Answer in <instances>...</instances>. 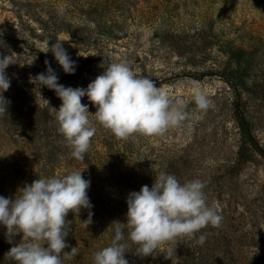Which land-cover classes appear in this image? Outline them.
Instances as JSON below:
<instances>
[{
	"label": "rangeland",
	"instance_id": "obj_1",
	"mask_svg": "<svg viewBox=\"0 0 264 264\" xmlns=\"http://www.w3.org/2000/svg\"><path fill=\"white\" fill-rule=\"evenodd\" d=\"M56 39L77 62L74 75L65 74L48 51ZM0 53L13 56L4 96L14 107L7 117L0 114V195L14 199L25 184L47 175L49 165L61 176L65 156L73 158L48 155L67 142L55 120L62 101L34 80L46 72L41 54L69 78L58 82L73 88H87L104 71L101 63L128 59L136 74L151 77L170 98H185L190 118L160 136L116 138L119 151L111 157L125 152L128 170L138 175L170 171L181 182L201 179L208 205L223 217L219 228L202 230L203 245L177 238L133 264H172L165 259L172 249L175 264H197L192 258L199 254L216 264H264V157L249 147L248 158L237 161L245 139L236 107L239 94L241 111L264 148V0H0ZM193 85L213 101L206 113L192 102ZM81 103L95 114L87 97ZM90 120L95 139L111 134ZM99 159L84 160L96 165ZM168 161L174 166L160 169ZM13 165L25 173L15 176ZM16 237L21 241L22 234ZM95 252L88 248L82 256L94 263Z\"/></svg>",
	"mask_w": 264,
	"mask_h": 264
},
{
	"label": "clouds",
	"instance_id": "obj_2",
	"mask_svg": "<svg viewBox=\"0 0 264 264\" xmlns=\"http://www.w3.org/2000/svg\"><path fill=\"white\" fill-rule=\"evenodd\" d=\"M63 42L56 39L51 47L48 45V51L65 74L74 75L78 65ZM12 64L11 54L0 53V114L8 113L10 105L4 93L11 86L6 70ZM131 64L128 59L109 62L107 66L101 63L99 67L104 71L87 88L60 84L47 60L46 72L34 78L41 87L54 90L62 101L59 110L53 108L55 120L74 159H85L96 134L90 116L122 140L136 134L160 136L169 129L184 126L189 120L185 98L173 100L151 77L136 74ZM84 97L96 107L95 114L81 103ZM191 99L202 114L213 105L211 98L195 85ZM82 173L73 170L60 177L36 179L19 189L14 199L0 195V225L7 229L8 242L13 243L14 238L22 234L21 241L11 247L6 258L16 264H64L77 255V247L65 251L69 247L66 238L71 231V222L66 221V217L69 212L77 214L86 209L88 219L84 223L89 225L94 215L88 196L91 181ZM205 188L201 179L181 182L174 174L160 171L151 188L144 185L139 191L128 194L126 223L119 220L111 223V243L95 252L94 264H129L125 253L130 244L136 245L135 253L141 257L152 256L166 243L181 237L196 239L203 245L207 235L202 230L209 226L219 228L223 220L215 206L208 205ZM174 250L165 252V259L172 264H175Z\"/></svg>",
	"mask_w": 264,
	"mask_h": 264
},
{
	"label": "trees",
	"instance_id": "obj_3",
	"mask_svg": "<svg viewBox=\"0 0 264 264\" xmlns=\"http://www.w3.org/2000/svg\"><path fill=\"white\" fill-rule=\"evenodd\" d=\"M46 60L50 62L51 67L57 73L58 77L69 79L68 76L61 74L56 69V67L48 59V57L41 54V61L45 69ZM236 107L237 118L240 124L241 132L245 139L244 144L238 151L237 161L240 162L248 158L249 147H252L255 152L264 157V148H262L257 143L252 133L251 126L246 120L243 112L241 111L239 94H237ZM13 108L14 107L12 103H10L8 112H13ZM44 110L46 111L44 114L48 116L47 109ZM9 114L10 113H5V116L7 117ZM36 124H38L39 126V120H37ZM42 125H44L42 130L43 134L47 135V131L45 130V123L41 124L40 126ZM25 138L28 141H30L31 139V137L28 136H26ZM57 140L59 141V139ZM115 140L116 138L112 134H109V132L102 135V138L99 140L95 139L94 137L92 138L91 145L88 153L86 154V157L91 159H98V156H100V159L96 161L98 162L96 165H94L95 161H78L74 160L73 158L68 159L67 156H65L67 158L66 161H63L67 171L61 176L73 170H79L83 172L82 175L86 180L91 181V186L88 190V196L93 205V208L91 209V211L94 213V215L92 216V223L89 225L84 223V221H87L88 219V210L86 209H82L77 214L69 212L68 216L66 217V221L71 222V231L66 238V243H68L69 247L66 248L65 251L70 252L71 248L77 247L78 251L77 255L75 256V260L81 258L85 261V264L94 263L89 262L87 256L85 255L83 258L82 252L85 253L86 249L88 248H93V251H99L108 246L111 243V239L113 236V231L110 227L111 223L114 220H119L122 223H126V199L128 194L132 191H139L144 185H148L151 188L155 181V175L149 177L140 174L138 175L136 172L131 173L128 170L127 161L125 162V152L121 151L119 156L111 157L112 155L115 156V154L119 151L117 150V147L114 146ZM103 146L104 148L102 149L101 147ZM59 148L60 149L55 148L54 151H48V155L53 153L54 155L57 153H64L65 155L71 154V149H69V146L67 144L63 147V149H61V147ZM163 163L164 165H160V169L162 170L171 169L172 166H174V163L172 161ZM47 168L48 169L46 172L48 174L45 176L43 175V178L56 176L55 171L50 165L47 166ZM133 168L137 169L136 167ZM19 169V167L13 165V170H15L16 173L15 176L21 177L25 172ZM167 173H170V171H167ZM6 232L7 230L0 226V264H16V262L11 258H6V253L10 251L11 247L20 242L18 241L19 237H15L13 243H9L6 237ZM91 239H96L98 243L90 242ZM135 248L136 245L130 244L127 252L125 253V258L129 261V264H133L135 261L139 263L141 256L135 253ZM192 261L193 263L197 264H216L214 258L212 259L211 256H200V254L196 257H193Z\"/></svg>",
	"mask_w": 264,
	"mask_h": 264
}]
</instances>
